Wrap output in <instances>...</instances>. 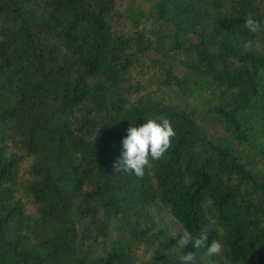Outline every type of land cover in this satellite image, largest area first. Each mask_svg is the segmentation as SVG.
I'll list each match as a JSON object with an SVG mask.
<instances>
[{"label":"trees","instance_id":"trees-1","mask_svg":"<svg viewBox=\"0 0 264 264\" xmlns=\"http://www.w3.org/2000/svg\"><path fill=\"white\" fill-rule=\"evenodd\" d=\"M161 117L165 157L117 174ZM204 229L219 255L179 247ZM188 253L264 264V0H0V264Z\"/></svg>","mask_w":264,"mask_h":264},{"label":"clouds","instance_id":"clouds-1","mask_svg":"<svg viewBox=\"0 0 264 264\" xmlns=\"http://www.w3.org/2000/svg\"><path fill=\"white\" fill-rule=\"evenodd\" d=\"M245 27L251 33H258L262 30V24L249 14L245 19ZM254 41L249 39L244 48L251 49ZM127 136L123 139V151L120 158L114 162L113 168L118 174L121 170L129 174L135 173L138 177H143L146 168L152 167V161H159L171 148L172 139L176 136L175 128L168 118L148 119L141 126H133L127 130ZM208 230L204 229L198 237L193 238L190 233H183V238L179 240V247L183 248L193 241L195 247L200 249L206 246V254L211 257L219 255L223 250V244L219 240H213L210 245L208 241ZM195 254L188 253L181 257L183 264H192Z\"/></svg>","mask_w":264,"mask_h":264}]
</instances>
